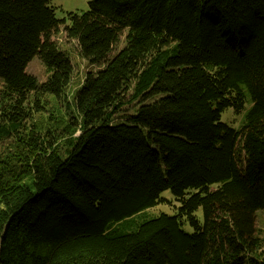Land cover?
<instances>
[{"label": "trees", "instance_id": "1", "mask_svg": "<svg viewBox=\"0 0 264 264\" xmlns=\"http://www.w3.org/2000/svg\"><path fill=\"white\" fill-rule=\"evenodd\" d=\"M69 16L0 0V264H264V0H91ZM60 32L104 62L73 105ZM49 95L55 127L39 119ZM247 105L240 128L222 120ZM166 189L177 212L137 222Z\"/></svg>", "mask_w": 264, "mask_h": 264}, {"label": "rangeland", "instance_id": "2", "mask_svg": "<svg viewBox=\"0 0 264 264\" xmlns=\"http://www.w3.org/2000/svg\"><path fill=\"white\" fill-rule=\"evenodd\" d=\"M91 0H49V6H52L55 10V15L59 19H64L66 21L65 24H70L71 19L69 13L71 12H78L82 13L89 9V2ZM126 36H127V29H122L119 33V38L117 43L114 45L112 51L109 53L108 57H114L122 48L126 46ZM54 39L59 43V46L62 48L63 51L67 52L72 60L74 65V75L73 80L69 89V101L70 104L73 105L74 103V92L78 89L79 84L83 82L84 78L86 77L89 71L96 73L100 70L104 64H91L87 60H85L81 54L78 42L74 39H68L64 32H60L54 36ZM26 72L29 74L34 75L39 84L46 82L50 76L51 71L48 69L46 64L41 60L40 56L37 54L35 55L31 61L28 63ZM49 98V105H46V110L43 111V115L39 117L46 120L44 124L48 127H55L56 126V118L59 116V112H61V108H54L58 106L57 98L55 96H48ZM65 105V102H64ZM248 105L246 109L241 112H236L233 108L228 109L222 114V120L228 123L230 126L234 128H240L244 121H245V114L247 112ZM134 109L131 105L126 104L124 107V113H130ZM55 115V119L50 120V115ZM57 116V117H56ZM211 188H217L218 184L211 185ZM194 191V190H192ZM191 191V192H192ZM188 195V194H187ZM181 205L180 200H178L171 189H166L161 193V200L154 206L145 209L144 211L140 212L136 215L137 222H141L145 219L152 218L159 216L162 213L167 214H175ZM198 218L203 221V212L202 208L198 209L196 212ZM257 216V227L259 229V233L264 237V209L258 210L256 213ZM184 228L192 232V226L187 222L184 224Z\"/></svg>", "mask_w": 264, "mask_h": 264}]
</instances>
